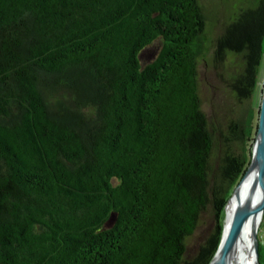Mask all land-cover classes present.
<instances>
[{
  "label": "trees",
  "instance_id": "trees-1",
  "mask_svg": "<svg viewBox=\"0 0 264 264\" xmlns=\"http://www.w3.org/2000/svg\"><path fill=\"white\" fill-rule=\"evenodd\" d=\"M205 25L199 0H0V264L212 261L256 129L203 109ZM225 46L250 98L264 0Z\"/></svg>",
  "mask_w": 264,
  "mask_h": 264
},
{
  "label": "rangeland",
  "instance_id": "rangeland-1",
  "mask_svg": "<svg viewBox=\"0 0 264 264\" xmlns=\"http://www.w3.org/2000/svg\"><path fill=\"white\" fill-rule=\"evenodd\" d=\"M260 2L261 0H199L206 18L202 34L203 54L198 60L200 97L205 112L214 120L217 127L223 130H228L235 123L246 124L251 121L253 128L257 129L258 126L264 89V56L259 67L254 93L250 98H245L243 86L238 82L246 69L244 51H235L225 46L221 48L217 60H215V52L219 49V39L240 12L256 9ZM239 146L241 149L245 147L243 143ZM226 221L227 210L223 216V229ZM206 230V224L197 230L189 240L190 250L195 249V246L202 242Z\"/></svg>",
  "mask_w": 264,
  "mask_h": 264
},
{
  "label": "water",
  "instance_id": "water-1",
  "mask_svg": "<svg viewBox=\"0 0 264 264\" xmlns=\"http://www.w3.org/2000/svg\"><path fill=\"white\" fill-rule=\"evenodd\" d=\"M262 92L258 126L253 143L252 160L228 201L229 203L232 198L236 197L239 203L234 212L230 231L226 239L221 240L218 250L209 264H228L231 250L239 239L245 223L254 216L260 215L262 219L264 217V89ZM252 174H254V177L251 183L250 193L244 202H240L241 186ZM257 191H260L261 196L256 205H254L252 199ZM253 244L257 264H261L259 226L253 232Z\"/></svg>",
  "mask_w": 264,
  "mask_h": 264
},
{
  "label": "bare ground",
  "instance_id": "bare-ground-1",
  "mask_svg": "<svg viewBox=\"0 0 264 264\" xmlns=\"http://www.w3.org/2000/svg\"><path fill=\"white\" fill-rule=\"evenodd\" d=\"M254 174H252L241 186L240 202H244L250 193V187ZM261 196L260 191H257L252 199L254 205L258 202ZM238 199L232 198L227 204V221L223 229V235L221 240H225L233 221L235 209L238 205ZM262 217H251L244 225L241 235L235 245L233 246L229 255L228 264H257L256 252L253 244V232L258 226L261 225Z\"/></svg>",
  "mask_w": 264,
  "mask_h": 264
},
{
  "label": "crops",
  "instance_id": "crops-1",
  "mask_svg": "<svg viewBox=\"0 0 264 264\" xmlns=\"http://www.w3.org/2000/svg\"><path fill=\"white\" fill-rule=\"evenodd\" d=\"M259 237H260V246H261V264L264 263V218L259 227Z\"/></svg>",
  "mask_w": 264,
  "mask_h": 264
}]
</instances>
